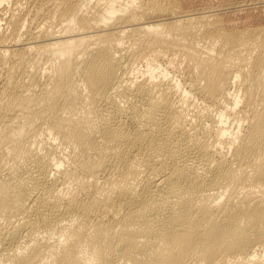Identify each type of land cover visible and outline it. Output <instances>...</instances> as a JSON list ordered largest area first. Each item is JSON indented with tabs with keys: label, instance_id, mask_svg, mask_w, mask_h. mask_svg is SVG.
<instances>
[{
	"label": "bare ground",
	"instance_id": "bare-ground-1",
	"mask_svg": "<svg viewBox=\"0 0 264 264\" xmlns=\"http://www.w3.org/2000/svg\"><path fill=\"white\" fill-rule=\"evenodd\" d=\"M0 264H264V0H0Z\"/></svg>",
	"mask_w": 264,
	"mask_h": 264
}]
</instances>
